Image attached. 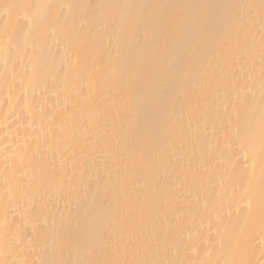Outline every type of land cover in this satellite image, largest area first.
Segmentation results:
<instances>
[{"label":"bare ground","instance_id":"bare-ground-1","mask_svg":"<svg viewBox=\"0 0 264 264\" xmlns=\"http://www.w3.org/2000/svg\"><path fill=\"white\" fill-rule=\"evenodd\" d=\"M0 264H264V0H0Z\"/></svg>","mask_w":264,"mask_h":264}]
</instances>
